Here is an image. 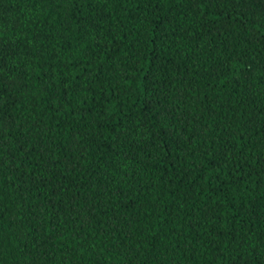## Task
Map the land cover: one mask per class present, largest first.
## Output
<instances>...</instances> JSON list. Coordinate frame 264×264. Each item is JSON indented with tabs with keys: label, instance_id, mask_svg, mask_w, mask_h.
Listing matches in <instances>:
<instances>
[{
	"label": "trees",
	"instance_id": "trees-1",
	"mask_svg": "<svg viewBox=\"0 0 264 264\" xmlns=\"http://www.w3.org/2000/svg\"><path fill=\"white\" fill-rule=\"evenodd\" d=\"M0 264H264V0H0Z\"/></svg>",
	"mask_w": 264,
	"mask_h": 264
}]
</instances>
